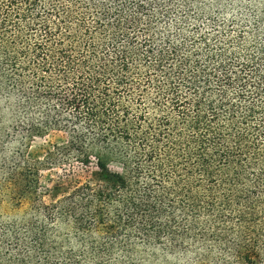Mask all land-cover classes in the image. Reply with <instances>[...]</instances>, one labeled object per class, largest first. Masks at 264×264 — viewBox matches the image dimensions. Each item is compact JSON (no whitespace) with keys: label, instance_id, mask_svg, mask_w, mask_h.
<instances>
[{"label":"trees","instance_id":"16d2710c","mask_svg":"<svg viewBox=\"0 0 264 264\" xmlns=\"http://www.w3.org/2000/svg\"><path fill=\"white\" fill-rule=\"evenodd\" d=\"M190 4L0 0V111L23 138L65 135L19 160L32 180L12 175L11 193L97 235L58 255L31 228V261L134 264L142 247L264 264V42Z\"/></svg>","mask_w":264,"mask_h":264},{"label":"rangeland","instance_id":"374dc122","mask_svg":"<svg viewBox=\"0 0 264 264\" xmlns=\"http://www.w3.org/2000/svg\"><path fill=\"white\" fill-rule=\"evenodd\" d=\"M181 3H195L191 12L202 25L206 19H214L221 25H230L241 32L251 35L258 42H264V0H174ZM3 101L0 99V108ZM8 116L0 111V264H44L42 256L32 257L29 229L43 234L46 243L52 246L54 253L75 255L80 252L77 245L96 237L94 231L79 232L69 220H58L53 216H44L36 208V198L27 196L19 200L11 193L10 178L19 180L23 187L32 177L20 170L15 173L21 158L29 162L41 161L47 151L64 142L65 135L58 131H49L41 136L23 138L16 130L9 129ZM58 168L40 169L38 180L40 192L45 206L54 203L59 193L47 192L52 186L64 185L66 179L61 176ZM74 178H83L81 169L73 168ZM57 195V196H56ZM59 198V197H58ZM139 247V246H138ZM134 264H216L215 259L210 263H198L192 255L169 253L158 248L135 249ZM40 257V258H39ZM114 257H120L115 252ZM123 258V257H122ZM24 261V262H25ZM60 262V261H59Z\"/></svg>","mask_w":264,"mask_h":264}]
</instances>
